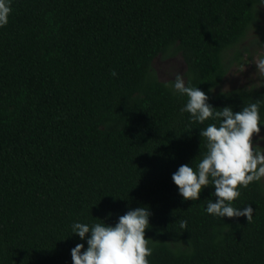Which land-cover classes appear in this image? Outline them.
Here are the masks:
<instances>
[{
    "label": "trees",
    "instance_id": "16d2710c",
    "mask_svg": "<svg viewBox=\"0 0 264 264\" xmlns=\"http://www.w3.org/2000/svg\"><path fill=\"white\" fill-rule=\"evenodd\" d=\"M0 27V264H72L75 223L114 226L147 207L149 264H264V183L240 187L246 217L206 212L214 186L184 200L172 175L197 169L200 132L155 57L178 55L186 86L216 110L259 102L257 86L218 89L239 45L264 43V0H11ZM116 75H111L112 72ZM211 89V91H209ZM187 221L186 228H181Z\"/></svg>",
    "mask_w": 264,
    "mask_h": 264
},
{
    "label": "clouds",
    "instance_id": "9594fccd",
    "mask_svg": "<svg viewBox=\"0 0 264 264\" xmlns=\"http://www.w3.org/2000/svg\"><path fill=\"white\" fill-rule=\"evenodd\" d=\"M12 12L11 0H0V27L7 25ZM256 68L264 74V58L256 61ZM111 75L115 76L113 71ZM174 92L186 95L187 103L181 112H188L194 121L220 120L209 124L200 132L206 138L207 152L198 162L197 169L188 164L181 165L172 175L184 200H197L203 188L214 186L215 202L209 201L206 212L219 217H246L252 220L253 209L246 206L241 210L232 206L240 195L239 188L247 187L254 181L264 178V149L253 142L254 135L260 137L259 102L251 103L240 111L233 112L231 106L217 111L208 103V95L197 87L186 86L181 74L175 75L172 85ZM211 91V89H209ZM151 213L147 207L127 211L112 226L97 223L91 228L87 224L75 223L73 233L84 240L87 248L76 244L71 249L72 264H149L148 257L153 249L150 239L145 237L149 228ZM186 228L187 221H182Z\"/></svg>",
    "mask_w": 264,
    "mask_h": 264
},
{
    "label": "rangeland",
    "instance_id": "374dc122",
    "mask_svg": "<svg viewBox=\"0 0 264 264\" xmlns=\"http://www.w3.org/2000/svg\"><path fill=\"white\" fill-rule=\"evenodd\" d=\"M262 27L264 28V10L261 14ZM239 45L240 60L231 64L228 71L221 80L218 89L226 90L234 87L257 86L264 74H261L256 68V61L264 58V43H250L251 32ZM152 68L160 80L174 81L177 73L183 76L184 64L178 55L171 58H159L158 56L152 60ZM260 137H264V131H260ZM253 142L258 143L264 149V140L254 135ZM264 183V178H261Z\"/></svg>",
    "mask_w": 264,
    "mask_h": 264
}]
</instances>
